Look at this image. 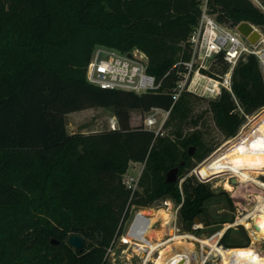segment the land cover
<instances>
[{
    "label": "trees",
    "instance_id": "16d2710c",
    "mask_svg": "<svg viewBox=\"0 0 264 264\" xmlns=\"http://www.w3.org/2000/svg\"><path fill=\"white\" fill-rule=\"evenodd\" d=\"M202 0H0V264H106L108 248L122 234L130 205L173 196L186 227L208 222L207 207L218 195L195 176L178 182L214 147L199 131L185 132L193 99L183 92L173 104L171 88L186 71L189 36L201 16ZM219 20L264 25L252 0H207ZM105 44L138 47L164 91L138 94L88 82L93 49ZM219 67H216L217 64ZM212 70L224 73L220 57ZM215 71V72H217ZM166 89V90H165ZM232 90L209 100L217 127L237 133L243 115L264 106V80L254 55L237 62ZM172 110V137L131 125V111L152 106ZM93 106L113 107L117 129L70 133L66 115ZM195 125L198 120H194ZM193 153L190 154V151ZM143 162L141 190L123 177L130 162ZM179 166V179L167 172ZM209 223V222H208ZM255 240L264 238L256 227ZM72 234L85 246L73 248ZM56 240V242H53ZM221 243L228 247L225 237ZM261 243V241H259ZM259 244L244 247L251 251ZM254 264H264L255 260Z\"/></svg>",
    "mask_w": 264,
    "mask_h": 264
},
{
    "label": "rangeland",
    "instance_id": "374dc122",
    "mask_svg": "<svg viewBox=\"0 0 264 264\" xmlns=\"http://www.w3.org/2000/svg\"><path fill=\"white\" fill-rule=\"evenodd\" d=\"M262 11H264V0H252ZM217 15L214 13V16ZM221 64H217L216 67H219ZM214 66V65H213ZM213 66L210 68L211 72L216 73L212 70ZM218 73V71H217ZM195 94V93H194ZM207 94V93H206ZM199 96V99H193L192 111L189 114L191 122L185 123L184 128L185 132L189 131H199L202 133L206 140L214 147V150L202 161L195 162V166L187 171L186 175L179 179L178 186L183 193V181L188 176H195L199 182L206 183L213 191L218 195L221 191H226L228 196L233 200L232 202L228 201L227 196L219 195L215 196L213 200L209 203L207 207V217L208 222L199 221L190 226L182 222V219L179 215V208L181 204L173 196L161 197L153 199L150 203L139 205L137 203L130 205L129 215L122 227V234H127L131 229L133 222L135 220V215L140 212L142 209L148 210L150 208H159L158 206H164L162 199H168L171 204L172 217L168 225L164 229V239H168V236L172 233L171 229L177 233H190L196 237L192 240L195 244V250L199 255H202L206 249L211 248L215 243H217L221 249L218 255H211L208 259L202 264H254L253 261L249 260H240L233 258L231 260L227 259V249L232 247H246L252 244H261L258 240H255L254 236H251V232L255 230L254 228L258 227L260 230L264 231V223L262 222V215L258 214L256 217L249 218L245 222L238 221L239 217H243L248 214L249 210L255 206L258 201V195L264 194V187H261L260 184L253 180L246 182H240L236 176L232 174H222L219 176H214L211 178H202L200 179L197 176L198 167L208 159L211 154H215L221 146L226 145L230 139L233 140L236 138L239 133L243 132L244 128L248 125H251L249 119L243 115V120L238 127L237 133L233 136H226L215 124L213 113L209 108V100H216L213 97L206 95ZM264 107V106H263ZM261 108V107H260ZM259 109V108H258ZM264 109V108H263ZM263 109L256 112L252 111L248 114L259 115ZM145 112L139 109H134L131 111V123L133 125L142 126V117ZM116 115L113 107H103V106H93L86 109L72 111L66 115L67 129L70 133H91L99 132L102 130H107L110 127V117ZM194 120H198V124L195 125ZM249 122V124H248ZM174 128V121L168 122L163 127V133L160 135L166 137H172L170 134L171 130ZM243 128V129H242ZM242 129V131H241ZM217 149V150H216ZM201 163V164H200ZM198 166V167H197ZM144 169L143 162H130L127 170L124 172L123 177L126 181L130 179L133 180L136 190H141L140 178ZM233 176V177H232ZM235 177V178H234ZM258 181L264 183V173L258 175ZM226 179V180H225ZM229 179V180H228ZM233 179H237L236 182H233ZM139 181V182H138ZM225 181H229L234 189L227 190L225 187ZM138 182V184H137ZM137 184V185H136ZM225 188V189H224ZM258 194V195H257ZM250 205H253L250 208ZM255 219V221H254ZM132 223V224H131ZM171 224V225H170ZM131 225V226H130ZM153 229H160L162 225L160 221L154 222L151 224ZM229 225V226H228ZM226 226V227H225ZM130 227V228H129ZM228 227V228H227ZM170 228V229H169ZM225 228L224 233L219 237L218 241L210 240L201 242V240L207 239L208 237L216 234L219 230ZM142 230L137 231L141 233ZM144 236V232H142ZM118 236L116 242L113 244L112 250L106 256V264H144V259L138 254L141 246H138L135 241L138 243L145 244L144 241H141L137 238H133V244L124 243L121 239L122 236ZM207 237V238H206ZM225 237L226 241L229 244H240L241 246H231L228 247L225 244L221 243V239ZM145 238V237H144ZM143 239V238H142ZM258 245V246H259ZM204 247V248H203ZM147 250V249H146ZM157 251H153L151 254V259L147 260V264H154L153 259L157 255ZM129 255V256H128ZM127 256V257H126ZM129 257V258H128ZM128 258V259H127ZM259 260H264V255ZM258 260V261H259Z\"/></svg>",
    "mask_w": 264,
    "mask_h": 264
},
{
    "label": "built area",
    "instance_id": "2783aa9c",
    "mask_svg": "<svg viewBox=\"0 0 264 264\" xmlns=\"http://www.w3.org/2000/svg\"><path fill=\"white\" fill-rule=\"evenodd\" d=\"M201 8L199 21L189 36L190 58L181 62L186 71L180 73L181 77L171 88L170 94L173 98V104L186 91L200 96L209 95L214 99L220 98L224 88L233 92L232 75L234 68L239 59L246 55H254L257 58L264 80V25L251 22L260 33L259 38L255 42H251L247 36H244L237 29L239 23L230 26L219 20L217 15L214 16V13L208 7L207 0H202ZM220 57L228 63V69L222 74L211 72L210 68L217 64ZM148 65V55L138 47L124 51L105 44H98L94 47L91 58L87 63L86 78L91 84L106 89L128 90L138 94L164 91L163 80H159L156 75L150 73ZM172 107L173 105L166 109L152 106L141 116L142 126L154 131L156 135L162 134ZM263 108L257 109L256 112ZM240 111L242 115L251 118V120L256 117L244 112L242 108H240ZM251 120L249 119V122ZM118 127L119 120L114 116L110 119V128L117 129ZM196 173L200 179L202 176L198 172ZM133 180V178L129 181L125 180L127 186L132 190V196L136 191ZM162 202L166 206L165 204L169 200L162 199ZM171 236L170 234L168 239ZM116 239L117 237L108 248L106 256L112 250ZM121 239L123 241V237ZM144 248L145 250L139 249L138 254L144 259V264H147L148 259L146 260L143 254L146 255V248L148 247L145 246Z\"/></svg>",
    "mask_w": 264,
    "mask_h": 264
},
{
    "label": "bare ground",
    "instance_id": "6f19581e",
    "mask_svg": "<svg viewBox=\"0 0 264 264\" xmlns=\"http://www.w3.org/2000/svg\"><path fill=\"white\" fill-rule=\"evenodd\" d=\"M250 124L235 139H230L226 145L223 143L224 146H221L222 148H219L214 155L211 154V156L213 155L211 158L208 157L209 159L204 160L205 162L202 164L200 163L199 167L197 166V172L203 179L214 178V176L222 174H232L240 182L253 180L260 184L261 187H264V183H260L257 178L260 173H264V109L258 116L252 118ZM224 183L227 190L234 189L229 181ZM165 205L148 210L142 209L138 212L131 229L122 236L123 241L130 244L134 243L133 238L144 241L145 244L138 242L136 244L141 246L140 249L142 250H145V246L148 247L146 248V255L143 254L146 260L150 259L153 251L156 250L158 252L153 259L154 264H202L209 256L219 254L221 247L215 243L211 248L203 251L202 255H199L192 241L196 237L190 233H177L171 229L172 236L169 239H164L165 226L168 225L172 217L171 204L167 202ZM258 214L262 215V222L264 223V194L258 195V201L255 206L249 210L248 214L239 217L238 221L239 223L245 222ZM157 221H160L162 228L153 229L151 224ZM140 228L144 232V236L141 234L142 232L140 234L137 233ZM224 230L225 228L219 230L216 234L206 237L207 239L201 240V242L216 239L218 241ZM258 241L263 242L264 238H260ZM227 251L228 260L236 258L255 261L261 259L264 255V242L253 251H245L242 247H232L227 249Z\"/></svg>",
    "mask_w": 264,
    "mask_h": 264
},
{
    "label": "water",
    "instance_id": "95a60500",
    "mask_svg": "<svg viewBox=\"0 0 264 264\" xmlns=\"http://www.w3.org/2000/svg\"><path fill=\"white\" fill-rule=\"evenodd\" d=\"M237 29L244 35V36H247L248 39L251 41V42H255L259 36H260V33L254 28L253 24L249 21H242L238 24V27ZM193 150L192 149L190 151V154L193 153ZM214 155V154H213ZM212 155V156H213ZM212 156H210L209 158H211ZM208 158V159H209ZM198 170V169H197ZM179 166H176V167H173L171 168L168 172H167V181L168 182H174V181H177L179 179ZM237 179H233V182H236ZM253 205H250V208L252 207ZM199 219L196 218V222H198ZM53 242H56V240H53ZM68 243L75 249H79V248H82L85 246V240L84 238L81 236V235H78V234H72L69 236L68 238Z\"/></svg>",
    "mask_w": 264,
    "mask_h": 264
},
{
    "label": "crops",
    "instance_id": "0c3cea01",
    "mask_svg": "<svg viewBox=\"0 0 264 264\" xmlns=\"http://www.w3.org/2000/svg\"><path fill=\"white\" fill-rule=\"evenodd\" d=\"M114 116H116V115L111 116L110 119L113 118ZM116 117H117V116H116ZM140 117H141V115H140ZM110 119H109V121H110ZM130 122H131V121H130ZM131 125H133V124L131 123ZM109 129H111V128L109 127ZM74 133H75V132H74ZM132 162H134V161H132Z\"/></svg>",
    "mask_w": 264,
    "mask_h": 264
},
{
    "label": "flooded vegetation",
    "instance_id": "af4514ba",
    "mask_svg": "<svg viewBox=\"0 0 264 264\" xmlns=\"http://www.w3.org/2000/svg\"><path fill=\"white\" fill-rule=\"evenodd\" d=\"M261 242H262V241H261ZM242 248H243V250H244V247H242ZM256 248H257V247H256ZM256 248H255V249H256ZM255 249H253V250H255ZM253 250H251V251H253ZM245 251H246V250H245ZM240 260H242V259H240Z\"/></svg>",
    "mask_w": 264,
    "mask_h": 264
},
{
    "label": "snow or ice",
    "instance_id": "6c2138e0",
    "mask_svg": "<svg viewBox=\"0 0 264 264\" xmlns=\"http://www.w3.org/2000/svg\"><path fill=\"white\" fill-rule=\"evenodd\" d=\"M243 150V149H242Z\"/></svg>",
    "mask_w": 264,
    "mask_h": 264
}]
</instances>
